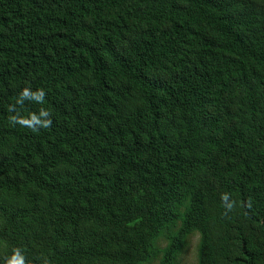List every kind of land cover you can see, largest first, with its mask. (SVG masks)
Here are the masks:
<instances>
[{
	"label": "trees",
	"instance_id": "1",
	"mask_svg": "<svg viewBox=\"0 0 264 264\" xmlns=\"http://www.w3.org/2000/svg\"><path fill=\"white\" fill-rule=\"evenodd\" d=\"M193 235L264 264V0H0V264H180Z\"/></svg>",
	"mask_w": 264,
	"mask_h": 264
},
{
	"label": "rangeland",
	"instance_id": "2",
	"mask_svg": "<svg viewBox=\"0 0 264 264\" xmlns=\"http://www.w3.org/2000/svg\"><path fill=\"white\" fill-rule=\"evenodd\" d=\"M198 243V235H193L190 237L189 244L187 245L185 252L182 254L180 264H198Z\"/></svg>",
	"mask_w": 264,
	"mask_h": 264
},
{
	"label": "bare ground",
	"instance_id": "3",
	"mask_svg": "<svg viewBox=\"0 0 264 264\" xmlns=\"http://www.w3.org/2000/svg\"><path fill=\"white\" fill-rule=\"evenodd\" d=\"M182 251V250H181Z\"/></svg>",
	"mask_w": 264,
	"mask_h": 264
}]
</instances>
